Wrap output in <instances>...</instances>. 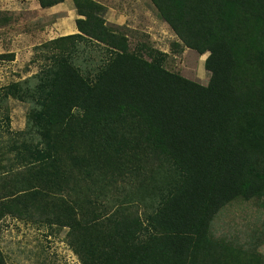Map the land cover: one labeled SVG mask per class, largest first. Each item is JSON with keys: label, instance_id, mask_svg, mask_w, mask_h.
I'll use <instances>...</instances> for the list:
<instances>
[{"label": "trees", "instance_id": "trees-1", "mask_svg": "<svg viewBox=\"0 0 264 264\" xmlns=\"http://www.w3.org/2000/svg\"><path fill=\"white\" fill-rule=\"evenodd\" d=\"M151 1L184 47L209 52L207 84L166 68L167 52L132 49L106 25L101 0H74L79 32L50 40L38 73L0 87V103H32L27 128L14 133L25 169L0 199V220L67 227L83 264H200L225 206H264V0ZM75 38L105 47L96 69L85 73L66 47ZM156 155L170 163V182L143 184L146 216L115 208L111 187Z\"/></svg>", "mask_w": 264, "mask_h": 264}, {"label": "rangeland", "instance_id": "rangeland-1", "mask_svg": "<svg viewBox=\"0 0 264 264\" xmlns=\"http://www.w3.org/2000/svg\"><path fill=\"white\" fill-rule=\"evenodd\" d=\"M101 2L107 6L104 13L106 25L126 33L132 49L145 42L168 53L164 61L166 68L202 84L209 82L211 72L205 67L209 52L201 55L192 48L184 47L151 0ZM66 3L56 9L41 11L37 0H0V53H14L13 59L10 56L0 58V87L38 73L50 61L49 41L79 32L66 29L71 27V23L76 28L74 20L77 19L72 16V0ZM78 40L67 41L66 47L77 49L75 57L85 73L96 69L97 64L104 61L105 47L96 45L93 49L88 48L85 42ZM75 43L79 46L76 47ZM31 106V102L13 97L0 103V199L15 191L16 186L11 179L25 169L17 149L13 147L22 139H17L14 133L27 128ZM150 163L143 172L136 171V163L130 176L111 187V195L116 198L115 208L117 204L133 206L140 216H146L148 201H143L140 194L143 184L156 187L170 182L164 174L166 169L171 168L166 159L156 155ZM263 226L262 199L234 200L213 220L211 242L204 247L210 249L206 254L202 251L204 255L201 254L199 263L264 264ZM0 252L7 264H83L70 243L67 227L41 224L11 214L0 220Z\"/></svg>", "mask_w": 264, "mask_h": 264}, {"label": "crops", "instance_id": "crops-1", "mask_svg": "<svg viewBox=\"0 0 264 264\" xmlns=\"http://www.w3.org/2000/svg\"><path fill=\"white\" fill-rule=\"evenodd\" d=\"M67 1L69 2V0H65V1L60 2V3H58V4H55V5H53V6L43 8V7L40 5V2L37 0V6H39V8H40L39 10H41V11H43V10H49V9H56V8H58V7H61V6L65 5V4H67V3H66ZM72 3H73V7H72L71 12H72V16H74L75 19H76V18L78 17V13H77V10H76V7H75V2H74V0H72ZM74 22H76V20H74ZM66 29H68V30L70 29L71 32H77V31H78L77 26H76V28H75L74 25H73V23H71V27L67 26ZM42 32L45 33V31H42Z\"/></svg>", "mask_w": 264, "mask_h": 264}]
</instances>
